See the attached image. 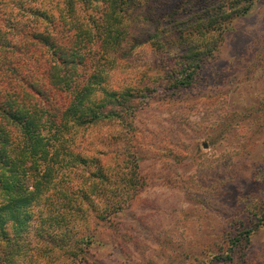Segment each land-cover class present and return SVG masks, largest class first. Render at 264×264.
<instances>
[{"label": "rangeland", "instance_id": "1", "mask_svg": "<svg viewBox=\"0 0 264 264\" xmlns=\"http://www.w3.org/2000/svg\"><path fill=\"white\" fill-rule=\"evenodd\" d=\"M191 1L131 5V40L105 84L131 87L135 110L86 133L109 176L134 155L139 192L109 220L79 222V247L46 252L34 220L20 264H264V0L229 23L191 85L173 87L187 47L173 13Z\"/></svg>", "mask_w": 264, "mask_h": 264}, {"label": "trees", "instance_id": "2", "mask_svg": "<svg viewBox=\"0 0 264 264\" xmlns=\"http://www.w3.org/2000/svg\"><path fill=\"white\" fill-rule=\"evenodd\" d=\"M136 1L0 0V264H20L34 220L46 252L79 247L84 236L71 232L79 222L109 220L139 192L134 155L114 178L85 146L91 127L135 110L131 87L105 82L127 52ZM256 1L194 0L173 13L171 33L187 41L170 69L173 87L193 83L229 23Z\"/></svg>", "mask_w": 264, "mask_h": 264}]
</instances>
